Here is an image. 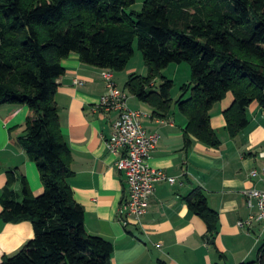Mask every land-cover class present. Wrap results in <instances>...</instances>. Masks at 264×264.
<instances>
[{
    "label": "trees",
    "instance_id": "obj_1",
    "mask_svg": "<svg viewBox=\"0 0 264 264\" xmlns=\"http://www.w3.org/2000/svg\"><path fill=\"white\" fill-rule=\"evenodd\" d=\"M0 0V105H26L31 115L20 138L36 164L43 192L34 196L25 176L21 198L9 187L1 195L0 217L29 220L34 236L0 264H110L113 244L87 232L84 209L68 182L72 156L64 140L55 101L61 61L77 53L86 64L122 71L138 41L146 76L131 74L126 89L163 113L175 104L188 119L185 145L191 138L219 147L210 123L212 106L228 92L232 104L223 112L231 138L248 124L246 109L257 102L264 109V0ZM187 62L191 80L173 101V80L162 75L171 63ZM156 78L162 83L152 87ZM189 96L185 98V95ZM192 213L218 234L219 215L200 188L186 198ZM156 264H166L158 260ZM264 264V247L253 261Z\"/></svg>",
    "mask_w": 264,
    "mask_h": 264
},
{
    "label": "crops",
    "instance_id": "obj_2",
    "mask_svg": "<svg viewBox=\"0 0 264 264\" xmlns=\"http://www.w3.org/2000/svg\"><path fill=\"white\" fill-rule=\"evenodd\" d=\"M61 63L65 72L58 79L55 101L61 131L72 156L68 182L75 201L84 209L87 232L112 242L110 264H156L158 260L166 264H239L255 260L259 248L264 247V228L259 222L242 228L238 221L251 212L242 191L264 189L262 181L249 175L252 169L264 168V158L258 156L264 146V109L252 102L246 109L247 126L231 138L223 114L234 100L228 92L210 110V123L220 146L210 147L194 137L186 146L184 129L188 119L175 104L163 113L125 87L131 74L147 75L146 65L137 66L130 59L124 70L112 71L82 62L77 53H71ZM104 70H110L115 84L128 94L129 107L144 113L142 123L146 131L159 135L149 164L179 179L173 185L157 182L146 213L138 223L126 226L118 218L117 209L127 195V177L116 167L120 153L113 154L106 147L116 113L97 106L107 89ZM172 79L174 85L186 83L184 79L176 82L174 75ZM161 83L156 78L152 87L158 89ZM179 96L180 92L172 88L173 101ZM188 96L189 93L185 98ZM31 113L26 105H0V198L10 171L16 177L9 187L12 196L21 198L22 175L34 196L43 192L37 166L20 142ZM198 188L219 215L215 239L208 236L206 223L190 211L186 201ZM33 236L29 220L7 222L0 217V262Z\"/></svg>",
    "mask_w": 264,
    "mask_h": 264
},
{
    "label": "built area",
    "instance_id": "obj_3",
    "mask_svg": "<svg viewBox=\"0 0 264 264\" xmlns=\"http://www.w3.org/2000/svg\"><path fill=\"white\" fill-rule=\"evenodd\" d=\"M102 75L107 89L97 106L106 112L116 113L113 131L106 140V147L113 154L120 153L116 167L127 177V195L117 209L118 218L126 226L131 222L138 223L146 213L148 199L154 193L157 182L165 181L173 185L179 179L149 164L151 151L158 143L159 135L146 131L142 123L144 113L129 107L128 94L115 84L111 71L104 70ZM78 82L75 80V83ZM258 156L264 158V146L259 150ZM249 175L264 183V168L261 171L252 169ZM242 194L251 212L245 219L238 221V226L249 228L259 222L264 228V189L247 188Z\"/></svg>",
    "mask_w": 264,
    "mask_h": 264
},
{
    "label": "rangeland",
    "instance_id": "obj_4",
    "mask_svg": "<svg viewBox=\"0 0 264 264\" xmlns=\"http://www.w3.org/2000/svg\"><path fill=\"white\" fill-rule=\"evenodd\" d=\"M144 0H136V3L132 6V9L135 11H140L142 8ZM134 55L132 56V63H135L137 66H141V65H145L144 64V60H143V56L141 54V51L138 48V41L135 40L134 41ZM180 65V66H178ZM177 67V68H176ZM162 75H164L165 77L172 79V76H176L178 79H176L178 82L179 80H186L185 82H189L191 80V66L189 63L187 62H182L180 64L177 63H171V65L169 66V68L167 70L163 69L162 70ZM158 81L162 80L161 78H157ZM180 84H176L173 85V89L174 92H181L180 90Z\"/></svg>",
    "mask_w": 264,
    "mask_h": 264
}]
</instances>
